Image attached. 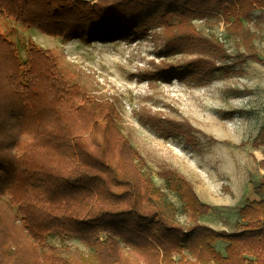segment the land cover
Wrapping results in <instances>:
<instances>
[{"label": "trees", "instance_id": "1", "mask_svg": "<svg viewBox=\"0 0 264 264\" xmlns=\"http://www.w3.org/2000/svg\"><path fill=\"white\" fill-rule=\"evenodd\" d=\"M259 7L264 0H0V264H264V198L240 208V230L217 231L199 223L212 206L183 175L167 172L192 225L172 222L113 107L66 77L55 54L32 45L24 59L1 32L8 18L52 35L108 42L155 26L171 55L206 43L195 17L241 22ZM213 72L191 64L163 75L205 81ZM255 190L264 195V183ZM63 234L91 255L49 243Z\"/></svg>", "mask_w": 264, "mask_h": 264}, {"label": "rangeland", "instance_id": "2", "mask_svg": "<svg viewBox=\"0 0 264 264\" xmlns=\"http://www.w3.org/2000/svg\"><path fill=\"white\" fill-rule=\"evenodd\" d=\"M192 23L206 43L171 55L164 53V31L155 26L108 42L52 35L8 18L1 19V32L24 59L32 45L55 54L66 77L113 107L120 132L139 153L141 173L164 194L160 205L172 222L192 225L184 202L163 177L176 171L204 203V197L212 203L199 223L232 233L240 230L242 192L262 184L257 172L264 156V7L241 22L207 13ZM191 64L214 72L205 81L163 75ZM49 243L92 253L65 234ZM226 246L216 244L221 253Z\"/></svg>", "mask_w": 264, "mask_h": 264}, {"label": "crops", "instance_id": "3", "mask_svg": "<svg viewBox=\"0 0 264 264\" xmlns=\"http://www.w3.org/2000/svg\"><path fill=\"white\" fill-rule=\"evenodd\" d=\"M259 165H258V180L262 181V183H264V156H261L259 158ZM199 196V195H198ZM199 198L201 199V197L199 196ZM205 198V202L207 204H212L210 203V201L208 202L207 201V198ZM264 198V195H260L256 192L255 190V187L254 185L252 184L251 187H247L245 188V190L242 192V199H244V202L242 203V205L240 207H243L244 204L247 202V201H260ZM202 200V199H201ZM211 206V205H210ZM239 223H243V221L239 220ZM238 223V224H239Z\"/></svg>", "mask_w": 264, "mask_h": 264}]
</instances>
